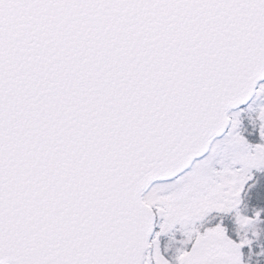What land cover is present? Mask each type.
<instances>
[{
    "label": "snow or ice",
    "instance_id": "obj_1",
    "mask_svg": "<svg viewBox=\"0 0 264 264\" xmlns=\"http://www.w3.org/2000/svg\"><path fill=\"white\" fill-rule=\"evenodd\" d=\"M0 264H264V0H0Z\"/></svg>",
    "mask_w": 264,
    "mask_h": 264
}]
</instances>
